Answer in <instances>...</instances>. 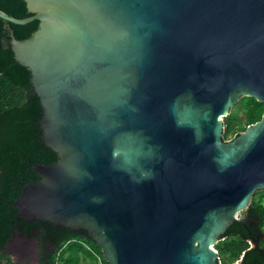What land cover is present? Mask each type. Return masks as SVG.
Returning a JSON list of instances; mask_svg holds the SVG:
<instances>
[{"label":"water","instance_id":"water-1","mask_svg":"<svg viewBox=\"0 0 264 264\" xmlns=\"http://www.w3.org/2000/svg\"><path fill=\"white\" fill-rule=\"evenodd\" d=\"M7 42L57 159L16 219L86 230L106 264H217L215 244L264 189V0H22Z\"/></svg>","mask_w":264,"mask_h":264},{"label":"trees","instance_id":"trees-1","mask_svg":"<svg viewBox=\"0 0 264 264\" xmlns=\"http://www.w3.org/2000/svg\"><path fill=\"white\" fill-rule=\"evenodd\" d=\"M0 10L7 14L10 10L13 15L21 17L23 1L0 0ZM8 23L0 17V264H20L6 252V245L15 234L39 240L41 251L36 264H96L94 253L105 262L101 248L86 230L16 219L17 209L12 203L26 183L39 179L32 164H50L57 159V155L41 140V104L31 85L30 74L15 60L9 47ZM238 102L242 110L236 111L234 106L223 117L224 139L237 135L247 125L260 120L264 111V103L254 97L245 95ZM247 209L260 216L263 227L264 204L254 199ZM260 246L262 251L260 247H250L244 235H230L215 244L218 255L223 256L217 264L232 262L240 256V264H264L263 240Z\"/></svg>","mask_w":264,"mask_h":264},{"label":"flooded vegetation","instance_id":"flooded-vegetation-1","mask_svg":"<svg viewBox=\"0 0 264 264\" xmlns=\"http://www.w3.org/2000/svg\"><path fill=\"white\" fill-rule=\"evenodd\" d=\"M5 27H7V26H5ZM250 203L251 202H249V205H250ZM249 205L247 206V208L249 207ZM247 208H245L241 212V216L245 217L246 221L243 224L234 222L236 224L235 227H233V223H232L225 230V232L222 235V238L220 240H224L227 237H229L230 235H235V234L236 235H244V237L249 240L250 247H253L255 249L260 247V250L262 251L263 247L260 246V242H261V238L260 237L263 236V234H262L263 229H262L261 224H260V216L255 214L252 210H249ZM229 228H230V230H229ZM12 237H11L10 240H12ZM21 237H23V236L21 235ZM32 240H33V243L31 245V247L28 248V250L29 251H34L35 250L34 256H35V258H36V260L38 262V255H39V253L41 251V249L39 247V243L40 242H39L38 239H34L33 238ZM33 248H34V250H33ZM241 258L242 257L240 256L239 258L234 260L232 263L233 264H240L241 261H242Z\"/></svg>","mask_w":264,"mask_h":264},{"label":"rangeland","instance_id":"rangeland-1","mask_svg":"<svg viewBox=\"0 0 264 264\" xmlns=\"http://www.w3.org/2000/svg\"><path fill=\"white\" fill-rule=\"evenodd\" d=\"M235 106V110L237 111H240L242 110V106L239 104V102L235 103L230 111L233 109V107ZM235 135H233L232 137H234ZM232 137H229V138H226V139H231ZM259 190H262V189H259ZM259 190H256V194L255 196H251V199H250V202L254 199H258L261 201V203L264 204V191H259ZM263 229V236H261V240L264 241V226L262 227ZM33 243V240L32 239H24L23 237L19 236L18 234H15L13 237H12V240H10L7 245H6V252L8 254V256L14 261V262H17V263H20V264H36L37 260L34 256V248L33 250L34 251H29L28 248L31 247ZM223 258V256H219V260H221ZM233 262V261H232ZM232 262H229L227 261L226 264H233ZM83 264V263H82Z\"/></svg>","mask_w":264,"mask_h":264},{"label":"built area","instance_id":"built-area-1","mask_svg":"<svg viewBox=\"0 0 264 264\" xmlns=\"http://www.w3.org/2000/svg\"><path fill=\"white\" fill-rule=\"evenodd\" d=\"M88 248V246H86ZM94 253V252H93ZM96 260H97V264H106L103 260L102 257L100 255H98L97 253H94Z\"/></svg>","mask_w":264,"mask_h":264},{"label":"crops","instance_id":"crops-1","mask_svg":"<svg viewBox=\"0 0 264 264\" xmlns=\"http://www.w3.org/2000/svg\"><path fill=\"white\" fill-rule=\"evenodd\" d=\"M97 261V260H96ZM96 264H97V262H96Z\"/></svg>","mask_w":264,"mask_h":264}]
</instances>
